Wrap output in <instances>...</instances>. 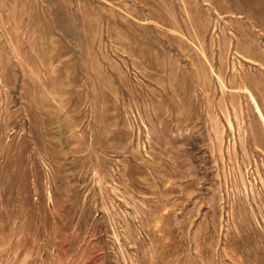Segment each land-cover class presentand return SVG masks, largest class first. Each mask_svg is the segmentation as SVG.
Instances as JSON below:
<instances>
[{"label":"rangeland","instance_id":"rangeland-1","mask_svg":"<svg viewBox=\"0 0 264 264\" xmlns=\"http://www.w3.org/2000/svg\"><path fill=\"white\" fill-rule=\"evenodd\" d=\"M0 264H264V0H0Z\"/></svg>","mask_w":264,"mask_h":264}]
</instances>
